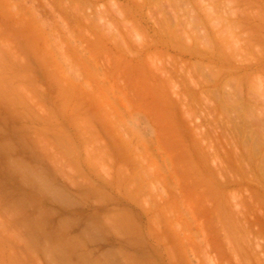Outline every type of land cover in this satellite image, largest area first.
Here are the masks:
<instances>
[{"label":"rangeland","instance_id":"1","mask_svg":"<svg viewBox=\"0 0 264 264\" xmlns=\"http://www.w3.org/2000/svg\"><path fill=\"white\" fill-rule=\"evenodd\" d=\"M263 227L264 0H0V264H264Z\"/></svg>","mask_w":264,"mask_h":264},{"label":"bare ground","instance_id":"2","mask_svg":"<svg viewBox=\"0 0 264 264\" xmlns=\"http://www.w3.org/2000/svg\"><path fill=\"white\" fill-rule=\"evenodd\" d=\"M15 1V0H14ZM13 9V8H12ZM14 11V10H13ZM25 20V19H24ZM33 32V31H32ZM121 38V37H120ZM122 39V38H121ZM119 41H120V39H118ZM122 42V41H121ZM120 42V43H121ZM118 43V42H117ZM119 43V44H120ZM123 43V42H122ZM121 45L122 44H120L119 46L121 47ZM182 97V96H181ZM181 101V100H180ZM182 105V104H181ZM185 105V104H184ZM187 112V111H186ZM210 134V133H209ZM213 134V133H212ZM206 135V134H205ZM207 136V135H206ZM211 136V135H210ZM202 138L204 137V136H201ZM210 138V137H209ZM213 144V143H212ZM213 146V145H212ZM236 150V149H235ZM213 151V150H212ZM215 154V153H214ZM238 154V153H237ZM216 155V154H215ZM243 164V163H242ZM240 166V165H239ZM241 169V168H240ZM256 195V194H255ZM256 197H260V195L259 196H256ZM255 197V198H256ZM254 200V199H253ZM253 200H251V201H253ZM259 200H261L262 201V199H259ZM257 202V201H256ZM253 203V202H252ZM262 203H263V201H262ZM261 204V203H260ZM251 205V204H250ZM255 205H257V204H255ZM253 207V206H252ZM260 207V206H259ZM256 208H258V206L256 207ZM245 209V208H244ZM256 210V209H255ZM239 215V214H238ZM241 218H243V217H241ZM262 220V219H261ZM226 223V222H225ZM223 224H224V221H223ZM218 226V225H217ZM223 227V226H222ZM226 226H224V228H225ZM233 227V226H232ZM227 228V227H226ZM235 228V227H234ZM264 228V227H263ZM222 229V228H221ZM233 229V228H232ZM218 230H219V228H218ZM217 230V231H218ZM224 230V229H223ZM227 230H228V228H227ZM229 231V230H228ZM230 231H232V230H230ZM220 232V231H219ZM233 232V231H232ZM230 234H232L231 232H229ZM219 234V233H218ZM226 235V234H225ZM235 235V234H234ZM233 236V235H232ZM226 237V236H225ZM223 239V238H222ZM230 239H232V238H229V241H230ZM224 240V239H223ZM226 240V239H225ZM231 241H233V240H231ZM235 241V240H234ZM234 241L232 242L233 244H234ZM226 242H227V240H226ZM236 243V242H235ZM229 244V243H228ZM237 244H238V242H237ZM229 246V245H228ZM235 247V246H234ZM237 248H238V245H237ZM231 250V249H230ZM232 251V250H231ZM235 251V250H234ZM233 252V251H232ZM236 252V251H235Z\"/></svg>","mask_w":264,"mask_h":264}]
</instances>
